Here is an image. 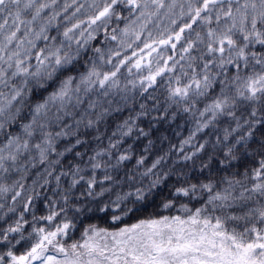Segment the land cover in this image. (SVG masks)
Wrapping results in <instances>:
<instances>
[{
	"label": "snow or ice",
	"instance_id": "obj_1",
	"mask_svg": "<svg viewBox=\"0 0 264 264\" xmlns=\"http://www.w3.org/2000/svg\"><path fill=\"white\" fill-rule=\"evenodd\" d=\"M0 264H264V0H0Z\"/></svg>",
	"mask_w": 264,
	"mask_h": 264
},
{
	"label": "trees",
	"instance_id": "obj_2",
	"mask_svg": "<svg viewBox=\"0 0 264 264\" xmlns=\"http://www.w3.org/2000/svg\"><path fill=\"white\" fill-rule=\"evenodd\" d=\"M128 54H129V55L131 54V50H129ZM172 131H181V129L176 128V125H173V126H172ZM168 135H169V137H170V142H171V143H178L179 140L183 138V136L187 135V131L184 130V131H183V134H182L180 137H175V136H173L171 132H169ZM163 147H164V149L166 150L167 147H168V145L165 144ZM150 162H151V161H149V163H150ZM235 170H236V169H232V171H235ZM33 178H34V177H33ZM31 182H32L31 179L27 180V181H26V185H31ZM145 183H147V181H145ZM166 190H167V189H166ZM49 194H50V193H49ZM153 212H154L153 207H149V208L147 209V211L144 212V213H142L139 217H134V218H132V219H126L124 223H125V224H132V223L136 222L137 219L147 218V217H148L150 214H152ZM159 214H160V215H175V214H177V212H176V210H172L171 212H169V211H166V210L160 209V210H159ZM92 222L98 223L99 226H101V227H111L110 223H105V222H103V221H92ZM88 223H89V221H85V226H86ZM117 226L122 227V226H124V224H120V225H117ZM80 231H82V229H81ZM80 231L75 232V233L72 235V239H71L70 241H68V242L71 243L72 241H75V240L80 239V238H81V237H80Z\"/></svg>",
	"mask_w": 264,
	"mask_h": 264
},
{
	"label": "rangeland",
	"instance_id": "obj_3",
	"mask_svg": "<svg viewBox=\"0 0 264 264\" xmlns=\"http://www.w3.org/2000/svg\"><path fill=\"white\" fill-rule=\"evenodd\" d=\"M176 215V214H175ZM135 223V222H134Z\"/></svg>",
	"mask_w": 264,
	"mask_h": 264
}]
</instances>
